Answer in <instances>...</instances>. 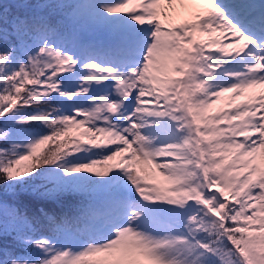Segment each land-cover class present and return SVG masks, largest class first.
<instances>
[{"label":"snow or ice","instance_id":"6c2138e0","mask_svg":"<svg viewBox=\"0 0 264 264\" xmlns=\"http://www.w3.org/2000/svg\"><path fill=\"white\" fill-rule=\"evenodd\" d=\"M0 264H264V0H0Z\"/></svg>","mask_w":264,"mask_h":264}]
</instances>
